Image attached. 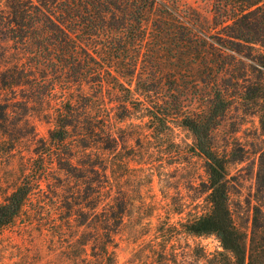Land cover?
<instances>
[{
	"label": "rangeland",
	"instance_id": "rangeland-1",
	"mask_svg": "<svg viewBox=\"0 0 264 264\" xmlns=\"http://www.w3.org/2000/svg\"><path fill=\"white\" fill-rule=\"evenodd\" d=\"M160 1L149 16V29L159 17L175 26L185 20L188 26L181 27L178 35L164 33L154 41L160 49L141 53L137 64L127 55L116 61L114 68L120 71L113 73L121 74L120 79L131 88L110 86L104 94L110 124L124 136L117 156L124 160L120 166L115 164L117 151L109 152L112 187L107 200L122 195L126 203L123 221L114 233L115 264L224 262L222 252L226 251L216 233L193 234L184 225L190 216L209 210L210 202L204 185L206 159L194 149L195 135L177 114L208 107L214 88L199 82L198 66L190 60L217 56L211 48L199 53L192 48L175 49L174 44L191 28L222 46L218 57L231 68L222 73V79L232 84L224 88L229 106L215 129V144L227 159L235 222L245 234L249 251L256 250V262L264 264V227L255 218L259 215L264 220V178L259 174L264 160V45L237 44L218 32L213 24V0ZM7 9V0H0V10ZM15 50L13 41L0 32V55L6 52L9 60H17ZM100 53L106 55L102 47ZM159 60L188 88H138L142 68L158 71ZM49 89L46 85L20 89L19 101L11 108L6 125L0 126V201L20 183L33 156H38L34 148L39 138L49 137L52 123L43 113L55 102L39 97ZM56 90L54 99L60 103L78 92V88L61 86ZM84 90L92 92L87 85ZM25 97L34 101L25 106ZM147 106L169 114V127L160 125V135L147 127ZM116 110L130 117L119 119ZM67 193V189L37 192L18 218L0 229V264H82L76 239L86 224H63V213H55L66 204L59 195Z\"/></svg>",
	"mask_w": 264,
	"mask_h": 264
},
{
	"label": "trees",
	"instance_id": "trees-1",
	"mask_svg": "<svg viewBox=\"0 0 264 264\" xmlns=\"http://www.w3.org/2000/svg\"><path fill=\"white\" fill-rule=\"evenodd\" d=\"M161 2L7 0V11L0 10V32L13 41L19 55L17 60H9L6 52L0 55V126L6 125L22 88L46 85L50 89L40 94V100L55 103L43 113L52 123L49 137L39 138L34 148L38 156H33L20 183L0 201V229L13 223L37 192L67 189V194L59 195L66 204L55 213H63V224L76 221V225L87 226L76 239L81 249L78 261L117 262L114 233L123 221L126 203L122 195L107 200L112 187L109 152L117 151V158L124 136L110 124V113L103 105L104 94L110 86L131 88L120 79L121 74L113 73L120 71L114 68L116 61L127 55L137 64L141 53L160 49L154 41L164 33L178 35L182 33L181 27L188 26L185 20H180L177 28L159 17L149 29V16ZM213 24L234 43L264 45V0H213ZM174 46L192 48L198 53L211 48L217 55L190 60L198 66L199 82L214 88L208 107L184 113L180 110L177 114L195 135L194 149L206 159L204 185L210 202L209 210L190 216L185 228L193 234L216 233L226 251L222 252V264H258L256 250L249 251L245 234L235 222L230 206L227 159L215 144V129L229 106V94L224 88H231L232 84L222 79V73L231 68L218 57L222 46L207 41L205 35L192 28ZM100 47L105 56L100 53ZM162 64L160 60L156 64L158 71L142 68L143 81L137 87L188 88L179 84L176 74ZM86 85L91 93L84 90ZM59 86L78 88L77 96L68 98L66 103L56 102L54 96ZM32 101L25 97L24 105L29 106ZM147 108L150 122L146 123L147 127L160 135L163 129L160 125L169 127V114ZM115 115L119 119L130 117L129 113L118 110ZM117 159L115 164L120 166L124 160ZM259 174L264 178V160ZM81 188L86 191L80 193ZM255 218L264 227V220L259 215Z\"/></svg>",
	"mask_w": 264,
	"mask_h": 264
}]
</instances>
